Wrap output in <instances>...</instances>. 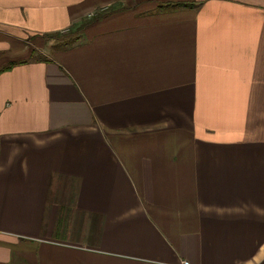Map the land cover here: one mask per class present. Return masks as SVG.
Segmentation results:
<instances>
[{"label": "crops", "instance_id": "0c3cea01", "mask_svg": "<svg viewBox=\"0 0 264 264\" xmlns=\"http://www.w3.org/2000/svg\"><path fill=\"white\" fill-rule=\"evenodd\" d=\"M106 4L0 58V264H264V0H0V52Z\"/></svg>", "mask_w": 264, "mask_h": 264}, {"label": "rangeland", "instance_id": "374dc122", "mask_svg": "<svg viewBox=\"0 0 264 264\" xmlns=\"http://www.w3.org/2000/svg\"><path fill=\"white\" fill-rule=\"evenodd\" d=\"M177 6L182 5L179 4ZM112 7H116V5L112 6L106 4L100 7H96L94 9L85 10L80 13L77 17L71 19L68 25L59 31H54L42 35H33L28 38H23V40L21 41H16L14 44L15 51L10 50L11 52L9 53L8 50L7 52L1 51L0 58L1 60H3L7 57L6 61H8V63L13 62L14 64L18 62L26 63L29 60H52L57 52V49L55 48L65 45L67 43L66 40L68 38L74 37L71 34L75 33L77 30H83L95 20L104 17L106 14H109L110 11L113 10ZM120 9H123V7H121ZM63 40L65 41L61 43V41ZM7 53L8 56H6ZM181 264L186 263L183 262Z\"/></svg>", "mask_w": 264, "mask_h": 264}, {"label": "trees", "instance_id": "16d2710c", "mask_svg": "<svg viewBox=\"0 0 264 264\" xmlns=\"http://www.w3.org/2000/svg\"><path fill=\"white\" fill-rule=\"evenodd\" d=\"M66 44H67V43H66ZM13 65H15V64H14V63L9 64V65H8V68L11 67V66H13ZM6 68H7V67H6ZM6 68H4V69H6Z\"/></svg>", "mask_w": 264, "mask_h": 264}]
</instances>
